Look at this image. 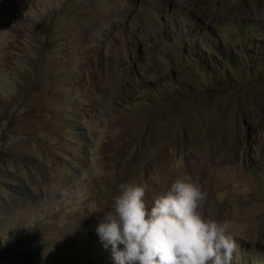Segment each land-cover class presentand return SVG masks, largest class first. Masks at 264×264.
Wrapping results in <instances>:
<instances>
[{"label":"rangeland","instance_id":"obj_1","mask_svg":"<svg viewBox=\"0 0 264 264\" xmlns=\"http://www.w3.org/2000/svg\"><path fill=\"white\" fill-rule=\"evenodd\" d=\"M262 60L264 0H0V264H106L120 186L180 175L264 264Z\"/></svg>","mask_w":264,"mask_h":264},{"label":"clouds","instance_id":"obj_2","mask_svg":"<svg viewBox=\"0 0 264 264\" xmlns=\"http://www.w3.org/2000/svg\"><path fill=\"white\" fill-rule=\"evenodd\" d=\"M120 187L95 227L113 264H231L230 222L206 211L208 194L197 180L177 176L151 202L143 183Z\"/></svg>","mask_w":264,"mask_h":264},{"label":"bare ground","instance_id":"obj_3","mask_svg":"<svg viewBox=\"0 0 264 264\" xmlns=\"http://www.w3.org/2000/svg\"><path fill=\"white\" fill-rule=\"evenodd\" d=\"M97 32V31H96ZM103 248H104V246H102ZM109 250V252H107L108 253V256H107V258H106V264H113V259H112V255H111V251H110V248L108 249Z\"/></svg>","mask_w":264,"mask_h":264},{"label":"trees","instance_id":"obj_4","mask_svg":"<svg viewBox=\"0 0 264 264\" xmlns=\"http://www.w3.org/2000/svg\"><path fill=\"white\" fill-rule=\"evenodd\" d=\"M264 62V60H262ZM211 68H214L212 65L210 66Z\"/></svg>","mask_w":264,"mask_h":264}]
</instances>
